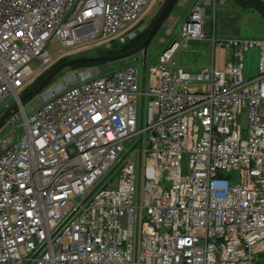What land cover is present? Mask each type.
<instances>
[{"label":"built area","instance_id":"built-area-1","mask_svg":"<svg viewBox=\"0 0 264 264\" xmlns=\"http://www.w3.org/2000/svg\"><path fill=\"white\" fill-rule=\"evenodd\" d=\"M152 2L0 0V105L14 96L23 119L19 136L0 137V264H264V39L212 35L194 73L176 58L207 40L218 0H193L182 23L170 16L181 42L147 68L136 56L108 73L78 69L18 99L68 52L134 40ZM217 48L231 58L221 68Z\"/></svg>","mask_w":264,"mask_h":264},{"label":"rangeland","instance_id":"rangeland-1","mask_svg":"<svg viewBox=\"0 0 264 264\" xmlns=\"http://www.w3.org/2000/svg\"><path fill=\"white\" fill-rule=\"evenodd\" d=\"M186 1L184 6H181L180 3ZM164 0H154L152 4L144 11V13L141 16V21L146 26L151 24V20L154 17V15L158 14V11L162 8V5ZM191 0H178V2L173 6V8L170 11V15L174 16L175 18L180 17L179 23L184 22L186 19V13L189 10V4ZM235 11L234 13L237 14V18L234 19V21L231 22L229 26V32H227L224 35V38L221 39H228V38H235V39H243V40H250V41H259L264 39V18L257 15L254 11L250 12L247 10H238L236 6H234ZM231 13V12H230ZM219 14V13H218ZM232 14V13H231ZM218 18V16H217ZM219 23V22H218ZM208 31V30H207ZM219 36V33L217 34V37ZM209 37V36H208ZM174 40L181 42V39L178 35V26L176 27V30L172 35L167 34V27L166 24L163 23V25L159 28L158 32L155 34L153 39L148 45L147 51H146V57H147V63L146 66L149 63H155L160 53L166 49ZM209 42H191L186 48H181L177 54L176 58L179 60L180 65L183 66V68L187 69L188 71H196L198 68L203 67L207 64V56H206V49ZM102 46L96 45L92 47H86V48H80L73 50L71 52H68L65 57L67 59L72 58H78L83 55L91 54L95 52L94 50H97L101 48ZM105 48H107L105 46ZM59 49V44L57 42L52 43L48 47V52L50 55L54 54ZM141 53L130 57L128 59L123 60L120 64H109L104 65L101 67H95L91 68L97 69L102 73H108V71L114 69V68H120L122 66H125L124 64L127 62H130L133 58L140 55ZM258 57H259V48L257 46L249 48L247 51L243 53V70L242 75L244 78H248L250 74H253L254 72H257L258 67ZM59 59V58H58ZM58 59H55L50 66L47 68L50 69V67L58 61ZM40 65V62L32 61L30 63V68L35 70L37 66ZM68 72H71L70 68H65L62 71L58 73V75L53 79L52 83H60L63 81L64 75H66ZM253 76V75H251ZM36 79L32 80L30 83L24 85L22 88L18 90V97L19 99L23 98L27 93H30L32 91L33 84ZM46 89V88H45ZM44 90V89H43ZM9 105L12 108L16 106V100L14 96H10L2 105H0V116L4 113L5 106ZM144 111L145 108H142L141 110V104H140V112L139 116L140 118H144ZM25 113L26 115H30L31 111L28 106H25ZM248 114L247 112H243L241 115L240 125H241V131L244 132L247 129L248 126ZM23 119L19 111L16 110V116H14L13 120L6 123L2 128L0 129V137L7 135L11 129L15 128V126H19L17 135L19 136L23 132ZM137 140H132L130 143L131 145L135 144ZM128 145V144H127ZM188 169L185 163H182V174L188 175ZM166 187L169 186L168 183L165 185ZM261 264V263H260Z\"/></svg>","mask_w":264,"mask_h":264},{"label":"trees","instance_id":"trees-1","mask_svg":"<svg viewBox=\"0 0 264 264\" xmlns=\"http://www.w3.org/2000/svg\"><path fill=\"white\" fill-rule=\"evenodd\" d=\"M166 2H167V0L164 1L162 8ZM238 2L243 7L253 8L261 16L264 17V4L261 3L260 1H258V0H238ZM162 8L158 11V14L162 10ZM158 14L154 15V17L151 20V24L146 27V29L143 33L138 34V36L134 40L128 41L124 44H119L118 42H112V44L110 45L109 48H105L102 46L101 48L94 50L95 52H93L91 54H87V55L81 54V56L78 58H83L84 60L82 62L75 64L72 67H70V70L95 68V67H101V66L109 65V64H120L122 61H117L114 63H106V62L104 63V62H96V61H93L90 59L102 57V56H112V55H116V54L126 52V51L134 48L135 46H137L138 44H140L144 40V38L146 37L148 31L150 30L152 24L154 23L155 19L157 18ZM72 59H74V58H72ZM72 59H67L66 57H62L61 59H59L57 62H55L50 67V69L44 71L40 76H38L36 78V80L33 84V87H36L37 84L39 82H41L58 64L70 61ZM29 94L30 93H27L22 99L20 98L22 100V103H24L26 100H28L30 98ZM5 117H6V115H4L3 118H5ZM0 121H1V119H0Z\"/></svg>","mask_w":264,"mask_h":264},{"label":"water","instance_id":"water-1","mask_svg":"<svg viewBox=\"0 0 264 264\" xmlns=\"http://www.w3.org/2000/svg\"><path fill=\"white\" fill-rule=\"evenodd\" d=\"M176 1L178 0H167L165 5L163 6L162 10L158 14L157 18L155 19L154 23L152 24L150 30L148 31L146 37L144 40L135 46L134 48L120 54L112 55V56H102L93 58V60L98 62H106V63H114L117 61L125 60L127 58H130L138 53L146 54L147 48L151 40L153 39L156 32H158L159 27H161L166 20L167 16L170 13L171 8L176 4ZM83 58H75L70 61L60 63L58 64L41 82L37 84L36 87L32 89L30 92V98L34 97L37 93H40L44 88H46L53 79L58 75L60 71H62L65 68H70L72 65L76 63H80ZM16 111V106L12 108V110L6 114V117H11L14 115ZM4 126V121H0V129Z\"/></svg>","mask_w":264,"mask_h":264},{"label":"crops","instance_id":"crops-1","mask_svg":"<svg viewBox=\"0 0 264 264\" xmlns=\"http://www.w3.org/2000/svg\"><path fill=\"white\" fill-rule=\"evenodd\" d=\"M258 1H260L261 3L264 4V0H258ZM192 2H193V0H191V2L189 4V7H191ZM218 5H219L218 6L219 7V10H218V13L219 14L217 13L218 18L214 22V25H212V23L209 22L204 27V35L206 36L207 40L206 41H202V42H204V43L206 42V44H207V42H209V39H211V36L212 35H215V38L216 39H221V38H224V35L227 32H229V26H230L231 22L234 21V19H236L238 17L237 14L233 12V10L234 11L236 10V9H234V6H236L238 10H247V11H250V12L254 11L257 15H259L262 18H264L257 11H255L253 8H246V7L241 6L240 3L238 2V0H218ZM181 6H184V4L181 5ZM188 11H187V13H188ZM178 18L180 19V17H178ZM218 33H219V36L217 37V34ZM198 42H200V41H198ZM208 49H209V44H208L207 49H206V52H207L206 53V56H207V64L210 62V60L208 58ZM230 60H231V58H229V56H227V54L224 51V49H221V48H217L216 49V51H215L214 64H215V66L217 68H221L226 62H229ZM256 73L254 72L253 74H250L247 77L248 78H252V77L256 76ZM251 75H253V76H251Z\"/></svg>","mask_w":264,"mask_h":264},{"label":"bare ground","instance_id":"bare-ground-1","mask_svg":"<svg viewBox=\"0 0 264 264\" xmlns=\"http://www.w3.org/2000/svg\"><path fill=\"white\" fill-rule=\"evenodd\" d=\"M176 2H177V1H176ZM172 8H173V7H172ZM172 8H171V9H172ZM170 11H171V10H170ZM192 14H195V12H193ZM159 28H160V27H159ZM158 30H159V29H158ZM156 33H157V32H156ZM191 33H193V30H192V29H191ZM198 34H199V32H198ZM198 34H197V35H198ZM154 36H155V35H154ZM109 47H110V46H108L107 48H109ZM123 53H124V52H123ZM90 60H93V59H90ZM82 61H83V60H82ZM82 61H81V62H82ZM93 61H95V60H93ZM96 62H98V61H96ZM63 63H64V62H63ZM104 63H105V62H104ZM76 64H78V63H76ZM74 65H75V64H74ZM72 66H73V65H72ZM72 66H71V67H72ZM37 94H38V93H37ZM37 94H36V95H37ZM29 95H30V94H29ZM36 95H35V96H36ZM35 96H34V97H35ZM34 97L29 98V99L26 100L25 102L31 100V99L34 98ZM12 116H13V115H12ZM12 116H11V117H12Z\"/></svg>","mask_w":264,"mask_h":264},{"label":"flooded vegetation","instance_id":"flooded-vegetation-1","mask_svg":"<svg viewBox=\"0 0 264 264\" xmlns=\"http://www.w3.org/2000/svg\"><path fill=\"white\" fill-rule=\"evenodd\" d=\"M6 118H3V121L5 120Z\"/></svg>","mask_w":264,"mask_h":264}]
</instances>
